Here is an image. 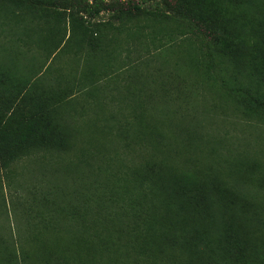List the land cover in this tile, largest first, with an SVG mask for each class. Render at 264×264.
Instances as JSON below:
<instances>
[{"label":"rangeland","instance_id":"1","mask_svg":"<svg viewBox=\"0 0 264 264\" xmlns=\"http://www.w3.org/2000/svg\"><path fill=\"white\" fill-rule=\"evenodd\" d=\"M142 1L121 0L131 10ZM131 18L109 19L100 48L79 54L68 35L53 52L30 18H0V69L16 83L71 89L58 112L71 147L39 146L0 166V248L21 235L22 264H182L180 250L147 247L146 223L160 213L152 197L135 194L143 206L133 211L108 199L107 182L150 168L242 177L243 166L264 185V119L237 108L233 68L214 42L183 15L163 16L167 30ZM255 209L264 216V197ZM107 236L115 246H101Z\"/></svg>","mask_w":264,"mask_h":264},{"label":"trees","instance_id":"2","mask_svg":"<svg viewBox=\"0 0 264 264\" xmlns=\"http://www.w3.org/2000/svg\"><path fill=\"white\" fill-rule=\"evenodd\" d=\"M132 6L133 10L123 8L121 0H0V18L16 22L30 18L38 24L30 30L42 27L47 35L41 43L53 52L63 48L60 33L65 34L63 39L68 35L65 46L79 54L100 48L109 19L142 16L167 30L163 16L183 15L214 42L216 51L233 68L237 108L246 118L264 119V0H143ZM56 22H67L68 34ZM94 74L85 79L92 80ZM70 90L44 89L37 80L16 83L0 69V166L8 167L39 146L71 147L69 128L58 113L68 104ZM242 170V177L224 178L216 170L214 176H200L150 168L104 187L109 200L128 202L133 211L143 206L136 198L152 197L160 213L146 223L145 237L147 247L158 255L171 248L181 251L182 264H264V216L255 209L264 197L263 180L253 184L254 178ZM18 237L14 244L18 248H0V254L5 253L0 264H22L20 260L28 257L24 240ZM107 237L101 246H115L113 237Z\"/></svg>","mask_w":264,"mask_h":264}]
</instances>
